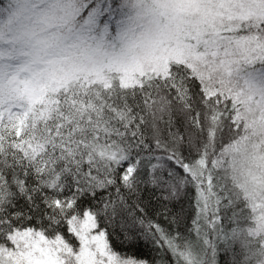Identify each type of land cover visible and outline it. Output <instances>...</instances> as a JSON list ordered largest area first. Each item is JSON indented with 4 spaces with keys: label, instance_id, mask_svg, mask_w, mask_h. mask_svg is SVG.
I'll list each match as a JSON object with an SVG mask.
<instances>
[{
    "label": "snow or ice",
    "instance_id": "obj_1",
    "mask_svg": "<svg viewBox=\"0 0 264 264\" xmlns=\"http://www.w3.org/2000/svg\"><path fill=\"white\" fill-rule=\"evenodd\" d=\"M0 264H264V0H0Z\"/></svg>",
    "mask_w": 264,
    "mask_h": 264
}]
</instances>
